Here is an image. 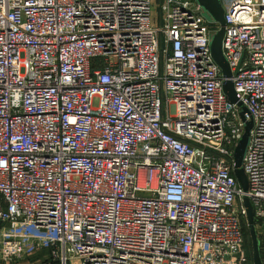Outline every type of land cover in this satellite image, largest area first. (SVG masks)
<instances>
[{
	"label": "built area",
	"instance_id": "1",
	"mask_svg": "<svg viewBox=\"0 0 264 264\" xmlns=\"http://www.w3.org/2000/svg\"><path fill=\"white\" fill-rule=\"evenodd\" d=\"M154 2L0 0L1 262L249 264L243 196L264 251V0H220L247 191L217 25Z\"/></svg>",
	"mask_w": 264,
	"mask_h": 264
},
{
	"label": "water",
	"instance_id": "2",
	"mask_svg": "<svg viewBox=\"0 0 264 264\" xmlns=\"http://www.w3.org/2000/svg\"><path fill=\"white\" fill-rule=\"evenodd\" d=\"M199 6H201L202 10L206 13L209 19L217 24V29L213 34H211L210 41V52L212 54V58L217 66L221 69L222 74L224 76L223 81V90L226 95V98L229 102L238 104L241 107L240 117L244 121V131L242 133V137L238 141V144L234 148L233 151V173L234 176L242 187L244 191H247V178L244 170L241 167L242 159L245 155V150L249 142V131L252 127V120H247L244 117V113L246 112V108L241 104L238 100L237 93L235 92L232 81L230 80L232 76L231 69L228 66L224 53L222 52V39L224 32L225 19L223 18V7L220 0H193ZM242 203L246 209V221L248 222V234L251 241V254L253 255V263L254 264H263L260 248H259V238L256 234L255 229V220L252 204L248 197L243 196Z\"/></svg>",
	"mask_w": 264,
	"mask_h": 264
},
{
	"label": "crops",
	"instance_id": "3",
	"mask_svg": "<svg viewBox=\"0 0 264 264\" xmlns=\"http://www.w3.org/2000/svg\"><path fill=\"white\" fill-rule=\"evenodd\" d=\"M20 233H34L36 230L31 227L20 226L18 228ZM2 232L0 231V242L2 239ZM24 253L21 256L11 258L6 262H1L0 264H56L50 259L49 251L47 249L42 250H32L31 241L25 239L24 243Z\"/></svg>",
	"mask_w": 264,
	"mask_h": 264
},
{
	"label": "rangeland",
	"instance_id": "4",
	"mask_svg": "<svg viewBox=\"0 0 264 264\" xmlns=\"http://www.w3.org/2000/svg\"><path fill=\"white\" fill-rule=\"evenodd\" d=\"M154 9L155 11L157 10V7L159 6L160 3V0H155L154 2ZM203 16L206 18V19H209V17L206 15V13L203 11ZM210 20V19H209ZM212 22V21H211ZM217 25V24H216ZM162 68H163V60L160 61V71H162ZM94 104H96V100L94 101ZM250 238L248 239V242L249 244L251 245V241H249ZM250 254H251V251H250ZM251 257H252V254H251ZM252 261L249 263V264H254L253 263V259H251Z\"/></svg>",
	"mask_w": 264,
	"mask_h": 264
},
{
	"label": "trees",
	"instance_id": "5",
	"mask_svg": "<svg viewBox=\"0 0 264 264\" xmlns=\"http://www.w3.org/2000/svg\"><path fill=\"white\" fill-rule=\"evenodd\" d=\"M246 236L248 237V239L250 238L249 237V234H248V228L246 229ZM250 241V240H249ZM248 246H249V249H250V251H251V245L249 244V242H248ZM259 248H260V254H261V258H262V262H263V264H264V251H263V249H262V247H261V245L259 246ZM57 264V263H56Z\"/></svg>",
	"mask_w": 264,
	"mask_h": 264
}]
</instances>
